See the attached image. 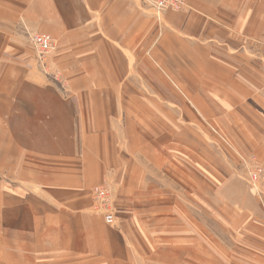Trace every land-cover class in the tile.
I'll list each match as a JSON object with an SVG mask.
<instances>
[{"label":"crops","instance_id":"obj_1","mask_svg":"<svg viewBox=\"0 0 264 264\" xmlns=\"http://www.w3.org/2000/svg\"><path fill=\"white\" fill-rule=\"evenodd\" d=\"M185 3L0 0V264H264V0Z\"/></svg>","mask_w":264,"mask_h":264},{"label":"built area","instance_id":"obj_2","mask_svg":"<svg viewBox=\"0 0 264 264\" xmlns=\"http://www.w3.org/2000/svg\"><path fill=\"white\" fill-rule=\"evenodd\" d=\"M143 5L149 9L156 17H159L166 10H180L185 7V0H141ZM29 38L34 46L36 54V62L39 66L45 69L47 58L49 54L55 48V40L50 34L47 33H29ZM246 163H255L253 159H246ZM249 174L251 175V181L254 188L258 187L257 177L258 173L249 167ZM262 173V172H261ZM94 208L96 211L101 212L105 215V219L109 224L115 223V215L112 207V192L111 189L106 185H99L93 189Z\"/></svg>","mask_w":264,"mask_h":264},{"label":"rangeland","instance_id":"obj_3","mask_svg":"<svg viewBox=\"0 0 264 264\" xmlns=\"http://www.w3.org/2000/svg\"><path fill=\"white\" fill-rule=\"evenodd\" d=\"M227 143H229L228 145L230 147H232V149H235V147L233 146V144L230 143V141L227 139L226 140ZM231 149V148H230ZM239 156V157H238ZM238 157V165H239V171L241 172V178L245 181V183L253 190L254 194L256 195V197L261 201V203L263 204L264 207V163L259 160V158H257L256 155L254 154H250V155H244L239 153L237 155ZM246 159H253L255 161V163L251 162V163H246ZM249 164L252 170L255 171V173H258V177H257V182H258V187L255 189L253 186V183L251 181V175L249 174V168H247V165ZM262 172V173H261Z\"/></svg>","mask_w":264,"mask_h":264},{"label":"bare ground","instance_id":"obj_4","mask_svg":"<svg viewBox=\"0 0 264 264\" xmlns=\"http://www.w3.org/2000/svg\"><path fill=\"white\" fill-rule=\"evenodd\" d=\"M163 13H164V12H163ZM160 16H161V15H160ZM160 16H159V17H160Z\"/></svg>","mask_w":264,"mask_h":264}]
</instances>
